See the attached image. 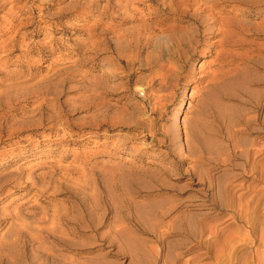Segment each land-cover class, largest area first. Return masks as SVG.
<instances>
[{
	"label": "rangeland",
	"instance_id": "obj_1",
	"mask_svg": "<svg viewBox=\"0 0 264 264\" xmlns=\"http://www.w3.org/2000/svg\"><path fill=\"white\" fill-rule=\"evenodd\" d=\"M0 264H264V0H0Z\"/></svg>",
	"mask_w": 264,
	"mask_h": 264
},
{
	"label": "bare ground",
	"instance_id": "obj_2",
	"mask_svg": "<svg viewBox=\"0 0 264 264\" xmlns=\"http://www.w3.org/2000/svg\"><path fill=\"white\" fill-rule=\"evenodd\" d=\"M209 15V14H208ZM193 22V21H192ZM190 27V26H189ZM204 28V27H203ZM220 28V27H219ZM195 30V29H194ZM205 31V30H204ZM218 32V31H217ZM216 34V33H215ZM226 34V33H225ZM224 35V34H223ZM227 37H228V35H227ZM221 40V39H220ZM226 41V40H225ZM189 43V42H188ZM194 47V46H193ZM222 50V49H221ZM225 52V51H224ZM192 54V53H191ZM220 64V63H219ZM233 70V69H232ZM234 70H236L237 71V69H234ZM236 71H233V72H236ZM216 72H217V70H216ZM224 72V71H223ZM222 71H221V73H223ZM233 72H232V74H233ZM242 74V73H241ZM243 75V74H242ZM241 75V76H242ZM235 76V74L233 75V77L232 76H230V74H226V75H223V77L221 78V81L218 83V84H216L214 87H216V91L214 90V92L217 94L218 92V90H220L221 91V88L222 87H226L227 85H230L229 87H231V85H234V87H238V85L240 84H238V82H239V80H238V77H234ZM240 76V75H239ZM213 77V76H212ZM211 77V78H212ZM220 77H221V75H220ZM239 78H241V77H239ZM242 78L244 79V76H242ZM247 80V79H246ZM240 81H241V79H240ZM241 82H243V80L241 81ZM244 82H246L245 81V79H244ZM214 83V82H213ZM216 83V82H215ZM238 85H237V84ZM244 84V83H243ZM242 84V85H243ZM241 85V84H240ZM214 87H213V89H214ZM239 88H241L242 89V87H239ZM244 88V87H243ZM210 89V88H209ZM212 89V88H211ZM228 89H230V88H228ZM232 89V88H231ZM225 90V89H224ZM248 90V89H247ZM246 90V88H245V92L247 91ZM213 91V90H212ZM222 94H223V96H224V98H227V99H237V100H239V98H238V96H236V93L235 94H233L232 93V91H224L223 92V88H222V92H221ZM220 94V92L218 93V95ZM215 95V94H214ZM217 95V96H218ZM204 97H205V95H204ZM204 99V98H203ZM202 99V100H203ZM206 100V98L204 99V101ZM207 101V100H206ZM206 101H205V103H206ZM209 101V100H208ZM201 103H202V101H201ZM210 103V101L208 102V104ZM215 103V102H214ZM214 103L212 104V101H211V104L210 105H213L214 106ZM203 104V103H202ZM208 104H205V106L206 105H208ZM216 104V103H215ZM218 104H220L221 105V103H219L218 102ZM218 104H216V105H218ZM256 105V104H255ZM202 106H204V105H202ZM222 107H220L221 109L220 110H218V111H216V114H215V119H216V121H217V125H220L221 123H224V120H225V118H226V116H227V110L231 107V106H229V105H221ZM227 106H229V107H227ZM211 107V106H210ZM213 108H215V107H213ZM216 108H218V107H216ZM232 108V107H231ZM203 109V110H202ZM201 110L203 111V113L202 114H207L208 113V111L207 110H205L206 108L205 107H203ZM213 110V109H212ZM226 110V111H225ZM231 110V109H230ZM213 112V111H212ZM236 115V114H235ZM230 117H231V115H230ZM230 117H228V118H230ZM238 119V118H237ZM231 121V120H230ZM230 121H226L227 122V124H228V122H230ZM233 121V120H232ZM231 123V122H230ZM141 248V247H140ZM134 255V254H133ZM147 257V256H146ZM153 262V261H152ZM168 262V261H167ZM153 263H155V262H153Z\"/></svg>",
	"mask_w": 264,
	"mask_h": 264
}]
</instances>
